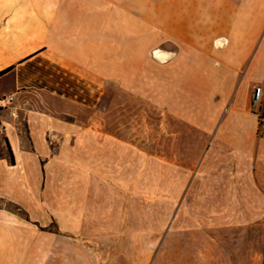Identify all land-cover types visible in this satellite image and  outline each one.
Listing matches in <instances>:
<instances>
[{"label": "crops", "instance_id": "1", "mask_svg": "<svg viewBox=\"0 0 264 264\" xmlns=\"http://www.w3.org/2000/svg\"><path fill=\"white\" fill-rule=\"evenodd\" d=\"M156 50L168 58L160 61ZM6 69L0 97L14 101L0 109V264L112 261L88 252L82 238L90 187L82 194L39 188L41 161L47 171L75 168L84 182L97 178L126 195L139 193L134 181L149 180L151 157L135 161L134 128L105 120L104 84L124 92L111 100L154 103L202 135L206 164L196 167L207 198L222 200L207 212L240 229H264V133L250 109L253 88L264 86V0H0V72ZM60 72L87 79L94 104L53 80ZM182 132H174L177 150ZM164 155L166 180L199 170ZM113 238L95 241L112 245ZM215 256L213 264L227 259Z\"/></svg>", "mask_w": 264, "mask_h": 264}, {"label": "rangeland", "instance_id": "2", "mask_svg": "<svg viewBox=\"0 0 264 264\" xmlns=\"http://www.w3.org/2000/svg\"><path fill=\"white\" fill-rule=\"evenodd\" d=\"M53 80L63 82L65 91L69 89L68 93L82 103L94 104L95 92L87 79L60 72ZM102 90L103 102L98 105L104 109L105 120L110 125L134 128L136 147L140 148L136 150L135 161H148L143 160L144 154L151 157L148 173L145 172L149 180L133 183L135 187L140 185L139 193L126 195L93 177L84 182L78 169L65 170L59 164L47 171V161L40 162L43 172L40 189L60 190L70 186L71 191L82 194L86 185L90 187L93 196L84 207L85 235H82L88 241V252L112 259L103 264H213L212 257L223 254L227 259L219 264H254V254L260 264L264 229H240L227 223L222 213L207 212L208 204L221 205L222 200L207 198V180L199 175L201 166L196 167L201 162L206 164L202 161L207 158L204 137L189 132L168 112L161 115L154 103L120 100V96L119 100H111V96L124 92L105 84ZM85 112L88 115L90 110H82V117ZM177 130L183 131L178 135L181 138L178 150L174 136ZM164 152L168 161L178 155V161L196 163L194 168L199 170L178 183L174 176L166 180L161 174L164 161H158L159 154L165 156ZM101 236L114 237L109 240L113 244H98L95 239Z\"/></svg>", "mask_w": 264, "mask_h": 264}, {"label": "built area", "instance_id": "3", "mask_svg": "<svg viewBox=\"0 0 264 264\" xmlns=\"http://www.w3.org/2000/svg\"><path fill=\"white\" fill-rule=\"evenodd\" d=\"M14 101V95L0 97V109H5ZM250 109L256 119L257 134L262 136L264 133V86L257 85L251 94Z\"/></svg>", "mask_w": 264, "mask_h": 264}, {"label": "bare ground", "instance_id": "4", "mask_svg": "<svg viewBox=\"0 0 264 264\" xmlns=\"http://www.w3.org/2000/svg\"><path fill=\"white\" fill-rule=\"evenodd\" d=\"M153 53H154L155 57L157 59H159L160 61H163L164 59L168 58V54H166L164 52L156 50Z\"/></svg>", "mask_w": 264, "mask_h": 264}, {"label": "trees", "instance_id": "5", "mask_svg": "<svg viewBox=\"0 0 264 264\" xmlns=\"http://www.w3.org/2000/svg\"><path fill=\"white\" fill-rule=\"evenodd\" d=\"M6 72H8V69H6V70L0 72V76H1L2 74L6 73Z\"/></svg>", "mask_w": 264, "mask_h": 264}]
</instances>
